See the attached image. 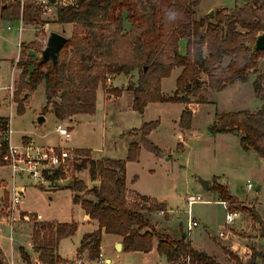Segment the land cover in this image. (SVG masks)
<instances>
[{
	"label": "trees",
	"instance_id": "16d2710c",
	"mask_svg": "<svg viewBox=\"0 0 264 264\" xmlns=\"http://www.w3.org/2000/svg\"><path fill=\"white\" fill-rule=\"evenodd\" d=\"M201 0H75L72 5L56 10V23L71 25L72 32L59 52L57 60L43 61L41 54L47 35L36 31V40L22 44L17 62L21 69L15 83L13 102L16 112L25 111L26 95L44 84L46 104L41 114L51 113L57 121L71 120L76 115H94L99 88L105 93L120 97L122 90L109 87L119 76L129 79L126 91L133 95V110L143 114L151 103L182 104L179 126L189 129L194 106L192 97L200 89V74L207 76V85L220 92L236 82H247L250 72L258 68L264 50L253 51L256 38L264 32V0H251L239 8L215 11L211 22L194 19L195 8ZM169 10L180 13V18L170 21ZM0 20L18 21L25 25L40 21V9L33 0H0ZM128 23L129 28H125ZM186 41L185 54L179 42ZM34 54L39 55L36 58ZM228 59L227 65H223ZM181 69L172 96H165L161 83L171 76L174 69ZM255 97L262 102L255 111H237L217 114L209 127V134H236L246 150H252L264 161V74L252 83ZM7 118L0 117V132ZM156 123H144L133 130L125 160L91 158L89 150H74L77 159L68 163L72 173L88 170L91 181L98 185L90 188L72 176L66 188L72 193V202L79 205L90 220L98 223L93 233L83 235L77 255L88 252L90 260L100 253L102 234L121 239L123 252L150 253L153 248L168 264H219L213 257L194 250L186 238L174 240L158 231L147 216L158 212L168 219L166 205L137 193L129 194L126 187V164L137 162L142 148L159 157L161 150L149 139ZM0 150L6 143L0 137ZM5 163L1 160L0 166ZM49 182L64 180L66 173L56 170ZM41 190L42 187H40ZM210 191L221 202L240 206L227 187L212 179ZM231 203V205H230ZM236 212L235 210H233ZM10 214L7 196L0 199V219ZM28 214L21 213L24 217ZM32 216V215H29ZM252 220L260 228L264 240V223L256 213ZM78 224L38 223L32 229V247L38 254L39 264H67L57 253L60 240L70 238ZM156 244V246H155ZM224 252L236 264L264 263V251L252 250L249 259L242 262L228 249ZM24 264H34L28 252L19 248ZM0 264H5L0 250Z\"/></svg>",
	"mask_w": 264,
	"mask_h": 264
},
{
	"label": "rangeland",
	"instance_id": "374dc122",
	"mask_svg": "<svg viewBox=\"0 0 264 264\" xmlns=\"http://www.w3.org/2000/svg\"><path fill=\"white\" fill-rule=\"evenodd\" d=\"M23 1L21 0V2ZM58 1L62 4L73 2V0ZM250 1L201 0L195 8L194 19L205 21L204 32L208 22L212 21L215 11L220 9L232 10ZM210 13H213L211 18L208 16ZM20 21L0 20V87L9 85L11 77H13L15 78L12 86L13 93L15 83L21 73V69L17 68L19 39L24 42L21 45L32 43L36 39L37 29L39 30L41 24L44 23L48 24L45 32L47 39L49 34L53 32L68 39L72 32L71 25L62 26L56 23V10L50 16H42L35 25H25L21 21L22 32H19ZM8 27L10 30H7ZM262 34L264 32L259 35ZM184 42L180 47L183 53L186 46V41L184 40ZM45 47L46 42L43 50ZM35 56L36 58L40 57L37 54ZM16 58L17 60H14ZM227 63L228 59L224 61L223 65H227ZM13 67L18 72L16 70L14 72ZM178 74L179 70L175 69L169 78L162 81L161 87L165 96L174 94ZM259 74H264V58L259 59L258 68L249 73L247 82L234 83L220 92L209 89L207 76L200 74V89L192 97V103L199 106L193 114L189 132H185L179 126L181 104L152 103L149 104L150 106H146L143 114H139L131 108V95H125L119 100L113 98L106 103L104 101L105 91L102 88L97 91L94 115H79L72 121H64L65 123L56 121L51 113H47L45 114L47 119L44 116V122L38 124L39 113L45 105L42 84L35 90L34 94L26 95V106L22 115L17 114L16 105H12L10 109L8 103L5 104V107H1L0 114L7 117L8 120L10 119L12 128L10 142L12 145L21 146L22 143V145H28L25 144L27 141L35 140L38 145L49 142L56 147L70 150L82 147L90 148L95 156H108L123 160L127 156L128 138H131L129 133L140 129L144 122L156 123L157 125L151 132L149 139L161 150L162 154L157 157L142 148L138 161L128 167L127 186L167 205L168 216L170 217L168 221H165L164 214L161 217L158 213L147 216L153 226L156 227L160 223L163 225L165 230L158 231L169 235L172 239L181 238L182 234H185L193 248L202 249L205 252L211 250L213 241L215 244L214 259L219 264H236L220 248L222 241L218 236L224 228L226 211L216 202L218 197L212 191L204 190L199 181L209 182V188L214 177H218L217 181L220 178L219 183H224L223 185L227 187L229 194L240 205L231 206L232 209L229 212L237 210L236 212L240 214L234 223L226 227L225 230L227 232L234 231L238 240H243V244L247 245L249 252L239 255L230 249L228 250L242 262L249 259L252 250L264 251V240L260 237V228L252 219L247 221L249 224L246 225L245 223L246 228L240 231L244 228L245 213L260 212L264 217V167L261 166L259 159L252 150H246L240 145L236 136L231 134L211 136L209 134V127L217 118L216 113L255 111L260 107V100L255 97L252 88V83ZM131 78L136 79V76ZM131 78H115L109 87L126 90L128 80ZM1 93L6 95L5 88ZM58 124L65 128L70 127L71 138L69 140L66 141L56 132ZM43 137L45 139H42ZM4 152L0 150L1 160ZM3 172L9 192L13 185L21 190L20 184H26V192H22V204L16 206L15 211L10 205V194L6 193L10 215L0 219V232L6 230L5 232L9 233L7 254L6 256L2 255L5 264H24L19 254L20 247L28 252L34 264H39L38 254L34 252L32 247V229L35 221L40 224L41 222L33 215L22 217L20 214L18 218H15L17 210L38 213L42 215V221L47 223L53 221L62 223L74 221L77 223L78 230L75 235L61 240L58 253L62 259L66 260L67 264H73L78 257H81L85 264H97L96 260H90L86 253L74 257L83 234L92 231L93 228L84 223V212L79 206L73 204L72 193L66 189V186L71 184L73 175L78 180L87 183L90 188L92 185L88 170L72 173L68 168L64 182L49 183L44 187L33 185L25 175L14 177L10 168L3 170ZM133 178L136 179L134 182H132ZM247 182L252 184V190H247ZM259 185H261V191L256 192V187ZM40 187L51 191H43ZM62 187L63 189L59 190ZM197 195L201 196L204 202L196 203L188 208L186 200L190 196ZM188 211H190L189 215ZM13 214L15 220L12 223L10 219ZM189 217L199 222V226L191 232L187 231ZM111 238L109 235L102 236L100 252L104 254L105 264H167L166 259L159 256L155 248L148 254L116 253ZM259 264L264 263L259 261Z\"/></svg>",
	"mask_w": 264,
	"mask_h": 264
},
{
	"label": "built area",
	"instance_id": "2783aa9c",
	"mask_svg": "<svg viewBox=\"0 0 264 264\" xmlns=\"http://www.w3.org/2000/svg\"><path fill=\"white\" fill-rule=\"evenodd\" d=\"M73 2H64L60 3L58 0H33V2L40 9V18L43 16H50L55 10L59 7L69 6L74 3ZM23 4V2H21ZM48 24H41L39 28L40 31L46 32ZM22 22L20 21L19 32H22ZM37 29V31H39ZM112 80L110 77L107 78V85H111ZM10 91L11 100H13V87L10 86L8 88ZM56 132L63 137L66 141L71 138L70 131L58 124L56 126ZM12 135V128L10 119L6 122L5 128L2 132H0V137L6 143V150L2 156V160L6 166H8L14 177H21L25 175L28 180L35 186H47L50 182L48 180V176L51 175L56 170H62L66 173L68 169V163H73L77 159V156L74 154V150L61 148V147H48V148H39L33 145H21L15 146L10 142V138ZM0 142V146H1ZM247 190H252L253 186L250 182L246 184ZM10 205L11 208L16 210V206L22 204V192L16 188L15 185L11 188L10 192ZM204 202L201 196H190L187 200V206L190 208L192 205L196 203ZM224 209L226 211L224 228L219 233L220 238L226 237V227L231 226L234 221L239 217V212H229L228 211V203L222 202ZM188 211V215H189ZM163 212H158V215L162 216ZM10 215V214H9ZM9 217V216H8ZM39 219V217H37ZM11 222L13 223L15 218L14 214L11 217ZM199 226V222L195 219L188 218L187 221V231L191 232L193 229ZM97 264H104V256L102 252L99 253L98 258L96 260ZM73 264H85V261L78 257L74 260Z\"/></svg>",
	"mask_w": 264,
	"mask_h": 264
},
{
	"label": "crops",
	"instance_id": "0c3cea01",
	"mask_svg": "<svg viewBox=\"0 0 264 264\" xmlns=\"http://www.w3.org/2000/svg\"><path fill=\"white\" fill-rule=\"evenodd\" d=\"M35 24H37V23H35ZM35 24H33V25H35ZM125 28L126 29H128L129 28V25H128V23H125ZM33 27H35V26H33ZM7 30H10L9 29V27L7 28ZM23 31V30H22ZM35 33V32H34ZM53 33H56V32H53ZM58 34V33H57ZM61 35V34H60ZM36 40V39H35ZM34 40V41H35ZM33 41V42H34ZM21 43H24V42H22L20 39H19V42H18V44H17V48H18V55H19V53H20V45H21ZM182 43H185L184 42V40H181L180 42H179V50H180V53L183 55V54H185V52L183 53L182 52V50H181V45H182ZM35 55V54H34ZM18 57V56H17ZM14 60H17V58L16 59H14ZM14 68V67H13ZM18 72V70L17 69H15L14 68V72H16V71ZM175 70V69H174ZM177 70H179V74H178V76L180 75V73H181V69H178L177 68ZM12 73H13V69H12ZM117 78H121V79H123V76H119V77H117ZM14 79L15 78H13V77H11V80H10V83H9V85H6L5 87H0V92L1 91H3V88H5V91L7 92L6 93V95H4V94H0V109H1V107L3 106V107H5V104L7 105V103L9 104V108L11 109V106L13 105V106H15L16 104L15 103H13V101L11 100V97H10V95H9V90H8V88L10 87V86H13V81H14ZM115 79V78H114ZM113 79V80H114ZM236 83H239V82H236ZM43 85V88H44V84H42ZM163 85V82L161 83V86ZM229 86H231V85H229ZM228 87V86H227ZM224 90V89H223ZM35 92V91H34ZM34 92H33V94H34ZM45 95V94H44ZM125 95H131V108H132V106H133V95H132V93L131 92H128V91H126V90H122V94H121V96L120 97H114L113 95H110V94H107V93H105L104 92V101L106 102V103H108L109 102V100H111V99H113V98H116V99H121L122 97H124ZM7 100V102L5 103V101ZM192 101H193V98L191 99V103H192ZM45 104H46V98H45ZM152 104V103H151ZM149 105V104H148ZM147 105V106H148ZM261 105H262V102L260 101V107H261ZM45 106V105H44ZM43 106V107H44ZM150 106V105H149ZM189 106H194L195 107V109L193 110V114H194V112L197 110V108H198V104H190ZM42 107V108H43ZM259 107V108H260ZM258 108V109H259ZM185 109V105H182L181 104V111H180V116H179V120H180V117H181V113H182V111ZM42 110V109H41ZM193 114H192V118H193ZM216 114H218V113H216ZM39 116H45V118L47 119V116L46 115H42L41 114V112L39 113ZM77 116H79V115H76V116H74L71 120H66V121H72V120H74ZM0 117L1 118H7V117H5L4 115H1L0 114ZM55 118V117H54ZM56 119V118H55ZM45 120V119H44ZM57 121V120H56ZM58 122H60V121H58ZM62 122H64V121H62ZM179 122V121H178ZM65 123V122H64ZM145 123V122H144ZM214 123V122H213ZM191 124H192V121H191ZM67 128V127H66ZM69 128V129H68ZM67 129L70 131V127H68ZM181 128V127H180ZM182 129V128H181ZM71 130H72V128H71ZM133 130V129H132ZM182 130H184L185 132H189L190 130H191V126H190V128L189 129H182ZM131 131V130H130ZM129 131V132H130ZM231 135H233V136H236L237 137V139H238V141H239V137L236 135V134H231ZM60 136V135H59ZM150 136H151V134L149 135V137H148V139L150 138ZM212 136V135H211ZM27 139H31V138H27ZM42 139H45V137H43ZM32 140V139H31ZM128 140H129V142L127 143V152H128V147H129V144L133 141L132 140V138H128ZM150 140V139H149ZM239 143H240V141H239ZM23 144V143H22ZM21 144V145H22ZM25 144H30V145H33V146H35V147H39V148H48V147H56L55 145H52V144H50L49 142H47L46 144H42V145H38L37 143H36V141L35 140H32V142L31 141H27ZM241 145V144H240ZM245 149V148H244ZM73 150H89L90 152H91V158L92 159H94V160H98V159H111V160H123V159H114V158H109L108 156L107 157H103V156H95L93 153V151H92V149H90V148H85V147H82V148H78V149H73ZM127 152H126V155H127ZM257 156V155H256ZM257 158L259 159V161H260V163H261V166L262 167H264V161L263 160H261L258 156H257ZM132 163H134V162H129V163H127L126 164V187H127V191L129 192V194H132V193H137V194H139V195H142V196H147V195H143V194H141L138 190H135L134 188H129L127 185V181H128V167H129V165L130 164H132ZM9 167L8 166H0V198H2L3 196H4V194L5 193H9V187H8V183H7V181H6V179H5V177H3L5 174H4V172H3V170H6V169H8ZM257 175V174H256ZM216 178H218V177H216ZM136 179H132V182H134ZM22 181V180H21ZM220 181V178L218 179V182ZM61 182H64L63 180H59V181H55V182H50V183H61ZM87 186H88V184L87 183H85ZM222 184H224L223 182H222ZM22 187H21V192H23V193H25L26 192V184H20ZM67 185V184H66ZM70 184H68L67 186H69ZM91 185L93 186V185H98V181H97V184H94L93 183V181H91ZM208 185H209V182H208ZM66 186V187H67ZM25 188V189H24ZM43 188V187H42ZM24 189V190H23ZM63 189V187L62 188H60L59 190H62ZM67 189V188H66ZM209 189V188H208ZM207 189V190H208ZM69 190V189H68ZM44 191H51V190H44ZM56 191V190H55ZM54 191V192H55ZM261 191V185H259V186H257L256 187V192H260ZM214 195L216 196V197H218V195L216 194V193H214ZM147 197H150V196H147ZM150 198H152V199H154V200H156L155 198H153V197H150ZM157 202H160V203H164V202H162V201H158V200H156ZM216 202H218L222 207H223V209H224V206L222 205V202L220 201V199H219V197H218V200L216 201ZM165 204V203H164ZM166 205V204H165ZM77 206H79V205H77ZM80 207V206H79ZM255 207V206H254ZM81 208V207H80ZM166 208H167V213H168V207H167V205H166ZM225 210V209H224ZM83 211V210H82ZM84 212V211H83ZM21 213H26V214H28V216L29 215H33V216H35V217H39V219H38V221H40L41 223H47V222H43L42 220H43V218H42V215H40V214H38V213H35V212H30V211H27V210H17V213H16V216H15V218H18V215H20ZM169 214V213H168ZM256 214L260 217V219L262 220V222L264 223V217H263V215L260 213V212H256ZM252 214L250 213V212H248V213H245V222H244V228H242L240 231H243L245 228H246V226H245V223H246V225L247 224H249V222H247V221H250V219H252V216H251ZM251 216V217H250ZM161 217V216H160ZM169 216H168V219H165V221H168L169 220ZM83 220H84V223L87 225V226H89V227H92L93 228V230L92 231H90V232H85L83 235H85V234H89V233H93L94 231H96L97 229H98V223L96 222V221H92V220H90L89 219V217L87 216V215H85V213H84V216H83ZM53 222H56V223H62V222H58V221H53ZM71 222H74V221H71ZM52 223V222H51ZM67 223H70V222H67ZM256 226H258V225H256ZM157 230H165V229H163V225L160 223V224H158V225H156V227H155ZM6 230H3V232H0V250L2 251V255H5L6 256V254H7V250H8V232H5ZM226 233V237L225 238H220L219 236V238H220V241H222V243L220 244V248H221V251H223V253H225L224 252V249H230L231 251H233V252H235V253H238L239 255H241L242 253L243 254H245V253H247V252H249V249H248V247H247V245H245V244H243V240H238V236L237 235H235V232L233 231V232H225ZM18 234V232L16 233V235ZM103 235H107V234H105V233H103L102 234V236ZM109 236H111L112 238H111V242H112V246H113V248L115 249V251H116V253H121V252H123L122 251V243H121V239L119 238V237H117V236H113V235H109ZM169 236V235H168ZM83 237V236H82ZM170 237V236H169ZM171 238V237H170ZM181 238H186L187 239V236L185 235V234H182V237ZM181 238H175L174 240H179V239H181ZM63 240V239H62ZM102 241V240H101ZM60 242H61V240H60ZM60 242H59V244H60ZM81 242V241H80ZM59 244H58V247H59ZM117 244H121V249L120 250H117L116 249V246H117ZM79 246H80V243H79ZM79 246L76 248V251H75V255H74V257L77 255V249L79 248ZM155 246H156V244H155ZM214 247H215V244L213 243V241H212V244H211V247H210V251H208V252H205V251H202V249H195V248H193L194 250H197V251H200V252H204V253H206L207 255H209V256H211V257H213V253H214ZM229 250V251H230ZM155 251H156V249H155ZM57 253H58V248H57ZM87 254L88 255V252L87 251H84L82 254ZM156 253H157V251H156ZM103 254V253H102ZM142 254H144V253H142ZM148 254V253H147ZM58 255H59V253H58ZM103 256H104V254H103ZM160 256V255H159ZM162 257V256H161ZM214 258V257H213ZM74 259V258H73ZM72 259V260H73ZM97 260V259H96ZM104 261H105V259H104ZM105 264V263H104ZM168 264V263H167Z\"/></svg>",
	"mask_w": 264,
	"mask_h": 264
},
{
	"label": "water",
	"instance_id": "95a60500",
	"mask_svg": "<svg viewBox=\"0 0 264 264\" xmlns=\"http://www.w3.org/2000/svg\"><path fill=\"white\" fill-rule=\"evenodd\" d=\"M208 16L209 18H211L213 16V13H210ZM66 42L67 38L63 35L57 33H50L46 42V47L41 54L43 61L51 60L53 63H55L59 52L61 51ZM252 49L253 51L264 50V34L259 35L256 38ZM37 121L38 124H42L44 122V117L40 116ZM199 182L204 190L208 189V182L201 180ZM93 183L97 184V181H93ZM116 249L120 250L121 244H117Z\"/></svg>",
	"mask_w": 264,
	"mask_h": 264
},
{
	"label": "clouds",
	"instance_id": "9594fccd",
	"mask_svg": "<svg viewBox=\"0 0 264 264\" xmlns=\"http://www.w3.org/2000/svg\"><path fill=\"white\" fill-rule=\"evenodd\" d=\"M180 16H181V14L176 12L175 10H169L167 13V18L170 21L176 20V19L180 18Z\"/></svg>",
	"mask_w": 264,
	"mask_h": 264
}]
</instances>
